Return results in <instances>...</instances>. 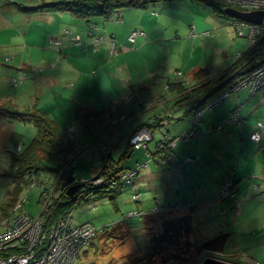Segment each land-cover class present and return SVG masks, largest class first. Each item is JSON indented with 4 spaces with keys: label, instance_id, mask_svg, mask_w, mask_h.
I'll use <instances>...</instances> for the list:
<instances>
[{
    "label": "crops",
    "instance_id": "0c3cea01",
    "mask_svg": "<svg viewBox=\"0 0 264 264\" xmlns=\"http://www.w3.org/2000/svg\"><path fill=\"white\" fill-rule=\"evenodd\" d=\"M60 1L69 0H0V6L8 10L11 4L16 5L15 2L34 6L43 2ZM21 14L19 20L24 24L23 29L25 27L26 29L16 32L15 35L22 40L17 47H13L15 53L3 56V62L11 63L7 68H10L9 73H13V79L20 77L21 72H27V76L18 86L11 85V91L4 85L1 77L0 97L3 99L0 100L7 101L21 110L37 106L58 121L65 137L71 126H74L75 130H83L82 132L93 131L89 123L109 126L113 118L111 107L114 103L118 104L119 112L126 113L130 121L138 123L129 132V141L131 133L136 128L146 124L158 126L161 117L169 115H171L169 118L178 116L180 120L178 129L171 131L174 133L172 135L181 136L194 123L197 110H191L189 105L175 108L174 102L178 95L170 92L168 83L189 81L188 85H193L194 81L190 76L192 71L207 68L210 76L214 77L237 61L236 59L232 62L233 59H230L225 66V62L215 64L223 59L222 56L218 58L222 48L215 47L213 40H209L208 37L213 34L226 35L227 27L222 25L232 24L228 18L219 15L212 7L199 0H150L146 4L138 3L118 8L107 17L93 19L77 18L69 12L58 10ZM192 27L199 33L200 39H196L189 47V43L178 41L180 38L178 34L185 32L188 34L190 31L191 36ZM134 30L145 33L138 36L136 42L129 39ZM207 30L211 31L209 36L203 34V31ZM72 34L80 35L81 45L71 44ZM52 38H57L62 45L59 47L53 45L50 41ZM110 38L117 40L120 48L118 53H112ZM189 39L190 37L186 40ZM240 45L238 51L242 52L248 44L245 42ZM77 65L87 68L88 71H82ZM218 68L221 70L214 72ZM156 70H160L161 74L151 76ZM177 70L182 71L183 76L177 75ZM27 78L32 79V84L23 86ZM61 84L65 85L64 88L59 86ZM68 89L72 92L69 93ZM130 91H136L138 96L132 103L123 105L120 101H123ZM168 91L171 95L167 98ZM142 92L148 94H144L142 100H139ZM232 101L228 104V109L224 107L207 109L201 117L197 134L193 137L192 148L188 150L180 148L178 154L172 155L174 163L178 165V217L190 215L192 220L196 217L199 225L202 222L203 225L207 220L209 223L215 221L208 214L218 204L214 199H220L218 198L220 186L225 180L234 181L241 202L237 205V202L228 198L227 201H221L222 213L227 215L229 220L228 229L222 232L228 235L224 249L230 240L237 236L236 241L231 242V247L238 251H249V256L245 257L246 262L243 263L264 264V257L263 260L259 259L261 255L264 256V152L260 151L251 138L256 121L264 120H254L253 112L248 113V109L245 110L241 95ZM157 104L165 107L152 110ZM75 105H79V117L76 115ZM235 110L239 111L240 119L235 123L226 122L228 115ZM30 121L25 122L30 125ZM8 122L16 123L11 120ZM31 122L34 125V122ZM210 125H223V128L210 130ZM15 129L9 132L8 139L13 132L22 133L18 127ZM100 130L103 131L104 128H98L96 132ZM262 136L264 140V128ZM76 138L77 134L73 138L77 144ZM102 139L103 136L99 137L92 148H89L90 145L81 148L80 144H77V154L88 151L87 157L90 161L85 168L95 166L97 173L107 163L105 156L113 155V150L116 151L120 145L114 142L109 148L101 142ZM99 144L106 147L105 152L96 150ZM11 145L16 148L13 142ZM137 150L144 152L138 154ZM134 156L135 161L132 165L128 160L124 162L126 167L133 168L135 163L144 161L147 163L145 149L134 148L129 142L125 157ZM189 156L196 157V161L186 163L185 158ZM96 161L98 164H95ZM153 161L151 164H144L145 167L153 165L148 171L150 176L156 173L154 168H157V163L154 164ZM110 162L116 161L111 159ZM142 170L143 168L138 175ZM167 174L169 173H165L164 177ZM154 175L155 177L151 176V179L160 178L162 173L157 172ZM81 177L87 179L85 176ZM40 179L43 180V176ZM39 185L41 188L39 199H42V192L47 185L42 183ZM141 187L138 186L139 189ZM134 188L136 189L135 182L130 190ZM139 189H136V192ZM13 192L15 190L12 189ZM135 195L137 194L134 193L132 198L130 195L129 199L137 201L134 199ZM10 196L12 195L7 193V199ZM189 197L197 200L189 202L187 200ZM17 199H20V194L17 195ZM195 202L207 203V207L191 213L190 207L193 208ZM193 228L194 233V224ZM95 244L92 241L81 251L80 261L82 256L87 258L91 255V250L93 253Z\"/></svg>",
    "mask_w": 264,
    "mask_h": 264
},
{
    "label": "rangeland",
    "instance_id": "374dc122",
    "mask_svg": "<svg viewBox=\"0 0 264 264\" xmlns=\"http://www.w3.org/2000/svg\"><path fill=\"white\" fill-rule=\"evenodd\" d=\"M218 3L222 4L223 3L220 0H216ZM224 6V5H223ZM11 8L8 10H5L4 6H0V57L2 59L0 60V78L3 77L4 85L7 87L9 91H11L12 87L14 86L13 83V73H9L8 71L10 68H7V65H11V63L8 62H3V56L6 54H13L15 53V49L13 47H17L18 43L21 42V37L16 36V32H19L20 30H25L23 29V25L21 20H19V17L22 16L18 7L14 4L10 5ZM211 7V6H210ZM225 7V6H224ZM12 9V10H11ZM213 9V8H212ZM214 10V9H213ZM221 15V14H219ZM222 16V15H221ZM224 17V16H223ZM221 19V18H220ZM215 25H217L218 17L217 15L215 16ZM214 24V22H213ZM223 27H227L225 30L226 35L221 34L219 36H216L213 34V36H209V40H213V43L215 47H220L222 48L221 53L218 55V58L221 56L223 59H220L218 62H215V64H223L224 66L230 62V59H233L232 62H234L237 59V54L238 48H240V44L247 42L248 44V39L247 37H242L239 36L236 28L233 25H222ZM190 32V31H189ZM185 33H179L178 36L180 38L178 41H181V43H189V47L192 45V42L195 43V40H199L200 38L198 37V32L196 36H190V34ZM204 34V31H203ZM206 36V34H204ZM188 37H190L189 40H186ZM24 42V41H23ZM20 44V43H19ZM26 44V42L24 43ZM27 45V44H26ZM29 46H32V44H28ZM43 46V45H41ZM248 48V45L246 46V49ZM120 49V48H119ZM245 49V50H246ZM244 50V51H245ZM242 50V52H244ZM229 58V59H228ZM222 68V67H220ZM218 68L214 72H219L221 69ZM213 69V68H212ZM178 71V70H177ZM26 73L27 72H21ZM90 73V72H89ZM220 73V72H219ZM161 74V73H160ZM160 74L156 75L159 76ZM20 76V75H19ZM152 76V75H151ZM19 78V77H18ZM31 78H27L24 85H31L32 83ZM12 85V87H11ZM61 88H64L65 85L61 84L59 85ZM168 86V85H167ZM69 93L72 92L71 89H68ZM160 91V89H159ZM226 90L224 89L223 91L219 92L218 94H214L211 97L207 98L205 101V106L210 105L211 103H214L215 101L218 100L219 96L223 94ZM136 92V91H135ZM171 92V91H170ZM170 92H167L166 97H170ZM47 94V91L45 92ZM251 90L250 88H245V89H240L234 93H231L224 101H222L220 104L215 106L213 109H217L219 107H224L225 109H228V104L233 102L232 100L237 99L238 95H241L243 103H244V108L245 110L248 109V113L253 112L252 117L254 120L257 119H262L264 120V87L260 88L259 90L256 91L255 95L252 94L251 96ZM138 94V93H137ZM144 94H148L146 92H142L141 95L139 96V100H142ZM138 95H136L137 97ZM0 99H3V97H0ZM132 101H127L126 98H123V105L132 103ZM119 103V104H120ZM136 104V103H134ZM158 105V104H157ZM154 106L152 110H158L160 108L165 107V105H158ZM160 106V107H159ZM247 107V108H246ZM212 109V110H213ZM243 109V108H242ZM119 110V109H118ZM178 113V111H176ZM149 115V114H148ZM4 120V123L1 124L0 126V224L3 222V218L12 212L13 207L15 205H12V200L11 197L7 199L6 195L7 193L14 195L15 193H12V189L14 190L15 185H20L19 188L24 186L25 180L22 177H19L13 166L12 162V151H16V148L11 145L10 139L7 138V135L9 134L10 131H13L15 128H19V131L24 133V141L29 142L33 136L36 134V128L32 124L30 120V125L28 122L25 121H19L17 120L16 123L14 122H8V117L2 118ZM1 119V120H2ZM183 119H181L182 121ZM130 117L128 116L127 120H124L122 124L117 125V127H113L111 129V124L108 126H102V125H97V124H91L89 125L93 128V131H86L82 132L83 130H76L75 135H78L77 139V144H80L81 148L86 145H90L89 148H92L95 146L96 141L98 140L99 137L103 136V139L101 142L106 144L109 148H111L112 143L118 142L120 145L119 147L117 146L116 151L113 150V159L119 160L121 157H123L128 149V144H129V132L132 130L134 126H136L138 123L136 121H130ZM180 120H178V116H175L174 118H169V125L166 126V124H163L162 126L163 131H160L161 127V122H159V126H156L157 128L156 132H154L153 139L149 143V150L151 152H155L158 150L157 148V143L158 141L162 140L165 138L166 135L170 134V137H175L172 131L175 129H178V123ZM258 122V120L256 121ZM28 126H26V124ZM25 125V126H24ZM154 125V124H151ZM29 127V128H27ZM103 127V131H98V128ZM149 128L151 130L155 129L154 127H150V124L142 125L138 128ZM80 128V127H79ZM109 128V129H108ZM136 128V129H138ZM135 129V130H136ZM173 129V130H172ZM16 130V129H15ZM135 130L131 133L133 134ZM172 130V131H171ZM108 131H110L108 133ZM168 131L170 133H168ZM96 132V133H95ZM72 138L69 139H73ZM194 143V138L188 143H184L183 140H180L179 146L177 145L176 147L172 148H167V151L169 152L166 156L169 157V164L168 165H162V164H156L157 168L156 173H162L161 177L158 179H151V176L155 177L154 174L151 176L149 175L148 171L152 168L153 165L151 166H144L143 170L140 172L141 174L137 176L135 185L136 189H139L138 186L141 185L142 187L136 192V189L134 188L133 190H126L122 192L121 194H118L115 199L112 200L110 192H102V193H97L93 197H91L88 200H81L78 199L75 207L73 208V223L76 224H82L84 221L91 222L97 227H106L104 232H101L98 234L95 238L91 240L94 241L96 244L95 249L92 253L91 250V255L82 256L81 261L79 264H124L127 260H129L131 257H137L138 255H142L145 253L146 247L151 243V240L153 239L152 234L154 230H159L158 224H162L165 219L163 218H178V165L177 163H174L175 159H172V155L177 153L178 154V149L180 148H186V150L192 148V145ZM132 143L130 142V145ZM132 146V145H131ZM80 148V149H81ZM101 149V148H100ZM106 150L104 149L103 152ZM87 152L88 151H82L80 154L74 153L73 155L77 158V171L78 175H71L69 176H74L76 178V181H83L85 178H82V176H85L87 178H90L91 180L95 179L100 175V172L97 173L96 167H90L86 166L88 161L90 159L87 157ZM138 154H143L144 150H137L136 153ZM161 152V151H159ZM20 153V152H18ZM94 151L91 152L93 154ZM72 155V156H73ZM71 156V157H72ZM171 158V159H170ZM130 162L132 165L133 162L135 161V156L134 158L131 157H125V162ZM149 159H147L148 161ZM146 163V161L141 162V164ZM155 164V162L153 161ZM95 164H98L97 161ZM151 164V163H149ZM137 167V163L134 165V169ZM130 168V167H128ZM60 173V172H59ZM58 173V174H59ZM165 173H169L164 177ZM57 175H53L50 173H45L42 174L43 180L40 179L41 177H37L38 184L35 188L31 190H27L24 188L22 191H20V199H16L14 204H17L18 202L22 201L24 197L27 195V201L23 205L24 209L27 211V213H30L32 215H37L41 211V200L39 199V194H40V185H49L50 182H56L57 183V188L65 192L64 190L61 189V178L60 176L59 180H57ZM45 175V176H44ZM68 176V177H69ZM230 180V179H228ZM17 183V184H16ZM146 185V186H143ZM27 186V185H26ZM221 187V186H220ZM238 190V189H237ZM11 191V192H10ZM145 192V194H144ZM136 193L138 194L137 201H133L132 199H129L130 195L132 198V195ZM83 195L82 193L79 194ZM218 198L220 199H214L215 202L218 201V204L216 205V211L215 209L212 210V212H209V216L215 219L212 222L209 223V220L205 221L204 224L200 223L198 219L195 217V219L192 222V225H195V232L191 235V241L195 242L194 245H199L204 242H207L215 237L218 236V234H222L224 229H228V217L227 215L222 213V206H221V201H227L228 199H231V201L237 202V205L240 204L241 198L239 199H232V198H222L220 196V190L218 194ZM239 195V193H238ZM85 199V198H84ZM189 202H194L197 199H187ZM196 204V202H195ZM153 205V206H152ZM169 206L172 207V209H169L167 211H161V210H153L151 212H145V214L142 216V219L140 218L139 215H136L134 217H130V212L134 210H144V211H149L153 209L155 206L156 207H163V206ZM207 207V203H197L194 205V207H190L191 213H196L202 208ZM168 209V208H167ZM190 212V210H188ZM165 217L162 216L165 214ZM154 214V215H153ZM150 216V219H153L152 216L157 218V223H146L145 221L147 218ZM192 218V217H191ZM85 223V222H84ZM161 228V227H160ZM108 230V231H107ZM194 231V228H193ZM217 233V234H216ZM235 236V235H234ZM193 237V238H192ZM236 238L231 239L230 242L228 243L227 247L220 252L216 251H205L203 253H200L198 255H195L193 251L188 255V260L186 261H175L173 259H170L167 262H164L162 255L157 256L155 260H153V263L150 264H200L196 263V258L198 259H204L207 256H213L222 260H225L227 262L235 263V264H244L243 262H246L247 256H249V251H238L234 250L233 247H231V242H235L237 239ZM90 242V243H91ZM263 255L259 257V259L263 260ZM83 258V262H82ZM248 260V259H247ZM91 261V263H90ZM264 261V260H263ZM144 264H148V262L142 261Z\"/></svg>",
    "mask_w": 264,
    "mask_h": 264
},
{
    "label": "trees",
    "instance_id": "16d2710c",
    "mask_svg": "<svg viewBox=\"0 0 264 264\" xmlns=\"http://www.w3.org/2000/svg\"><path fill=\"white\" fill-rule=\"evenodd\" d=\"M149 1L150 0H69L60 2H43L39 5L34 6L25 5L18 2H15V4L18 9L24 13L52 12L58 10L69 12L77 18L93 19L98 17H107L118 8L132 6L138 3L146 4ZM199 1L211 6L215 12L224 16V18H228L226 13H224L223 11L224 6L218 3L216 0ZM243 53V57L238 59L236 62L231 64L229 67H227L221 73L217 74L214 77L210 76L209 69L199 68L192 71L190 74L191 79L194 81L193 85H188V83L186 84L185 82L180 81L169 82L168 87L170 91L179 96H177L176 101L174 102V107L182 108L185 105H189L191 106V110L199 111L200 108L205 107V101L207 98L211 97L214 94H218L224 89L226 90L232 83H235L236 80L255 70L264 59V50L262 49H247ZM75 111L76 115L79 117V105H75ZM6 117H8V119L11 121L31 120L36 126V134L29 142L24 141V135L22 133L13 132L10 135V140L13 141L16 147L22 144V151L20 153H18L17 151H12L11 155L16 174L25 180L24 186L28 185L29 180L33 175H35L36 177H41V175L45 173L57 175L63 168V166L68 162L70 157L77 151L76 141L74 139H67L62 133L58 121L52 118L45 111L37 108V106L30 109L21 110L17 106H14L7 101L0 100V126L4 123V120L2 118ZM200 124L201 118L196 123V134L197 128ZM155 126L156 124L150 125V127ZM211 126L212 125H210V130H213L214 128L219 129L220 125L213 126V128H211ZM190 127L188 129H190ZM178 137L180 136L170 137V135H168L169 140L177 139ZM190 140L191 139H189L188 141H184V143H188ZM160 141H158L156 145L157 148ZM145 151L147 153L149 163L155 160L157 164H162L165 166L169 164V157L166 156L169 153L167 151V148H165L163 152H159L161 151L159 149L155 152H151L148 146V148H145ZM148 152H150V154ZM151 156L153 157V160H151ZM164 157L167 158L166 164H163L160 161V159ZM187 158L188 157L185 158V162L192 163L187 162ZM111 159H113L112 155L105 156V160H107V163L100 171V175L105 179L103 183L96 185L93 182L85 181L84 187H82L73 197L67 195L66 192H58V195L55 197L49 210L45 213V229L48 230L60 219H63L70 214L73 215V208L75 207L78 199L88 200L97 193L110 192V194H112L111 196H113V200L118 194H121L122 192L130 189V187L133 186L134 182L129 186H123L120 183H117L115 185L108 184L110 180L119 177L120 173L134 169L126 167L124 163L125 155L119 160H116V162L114 163L110 162ZM138 164H141V162L137 163V165ZM68 176V172L64 173L62 175L61 182L67 179ZM89 180L91 179L89 178ZM19 186L20 185H18V187H15L14 189L15 195L10 196L11 199H13L12 205H16L14 204V202L17 199V195L20 194V191L24 189V186L21 188H19ZM80 193H82L83 195L79 196ZM137 197L138 194L134 196V199L138 200ZM160 208L162 209L161 211L172 209V207H169L167 205ZM165 215L166 213L162 216L165 217ZM151 217H153V219H150L149 216L145 222L148 224L157 223V218L152 215ZM140 218L142 219L141 216ZM163 219H165L163 223L158 224V228L160 229V231H153V239L151 240V243L146 247L145 253L140 256L138 255L137 257H131L124 264H144L142 263V261L148 262V264H150L153 263L152 261L155 260L159 255H162L164 262H167L170 259H173L175 261H187L188 255L193 250V253L195 255H198L205 251L220 252L224 250V247L228 240L227 234H220L207 242L199 245H194L195 242H192L190 238L193 232V220L190 215L179 216L178 218L174 219ZM195 261L196 263H199L202 261V259L196 258Z\"/></svg>",
    "mask_w": 264,
    "mask_h": 264
},
{
    "label": "built area",
    "instance_id": "2783aa9c",
    "mask_svg": "<svg viewBox=\"0 0 264 264\" xmlns=\"http://www.w3.org/2000/svg\"><path fill=\"white\" fill-rule=\"evenodd\" d=\"M224 8H232L239 11L251 12V11H264V0H220ZM228 21L232 24L239 36L247 37L248 50H264V20L262 23L248 22L243 19L232 17L228 14ZM210 30L204 31L206 36H209ZM145 35L141 30H134L131 32L129 39L132 42H136L138 36ZM191 35L196 36L197 31L192 27ZM51 43L56 47L62 45L57 38H52ZM71 44L81 45V37L79 34H72L70 39ZM112 53H118V42L114 38H110ZM243 52H238L237 60L243 57ZM160 70L153 71L152 76L160 74ZM156 74V75H154ZM177 75L183 76L182 71H176ZM27 74L22 73L19 78L14 77V86H18L25 80ZM189 83V81H185ZM264 87V59L261 64L249 74L236 80L232 83L226 91L221 94L217 101L211 103L208 106L200 108L196 113V119L191 125L190 129L184 132L177 139L169 140L168 135L160 141L158 149L163 152L165 148H174L178 145L180 140L188 141L196 136V123L202 117L207 109H212L216 105L220 104L231 93H234L240 89L250 88L252 94H255L257 90ZM137 92L130 91L125 98L127 101L135 100ZM111 113L113 118L111 121V128L117 127L122 124L124 120H127L128 115L124 112H119L118 104L112 105ZM169 116L161 117L160 131H163V124L169 123ZM240 119L239 111H233L227 118L226 122L235 123ZM166 124V125H167ZM155 128V127H154ZM213 128V126H211ZM222 125L219 126V129ZM264 128V122L258 121L254 126V130L251 133V138L256 142L261 152H264V140L262 136V130ZM156 129L138 128L130 136L131 145L134 148H148L150 141L153 139V135ZM75 127L71 126L66 132V138H72L75 135ZM101 148V149H100ZM106 147L98 145L97 151H104ZM17 152L22 151V144L16 147ZM150 154V152H148ZM76 156V155H75ZM74 155L70 157L68 162L60 170V176L68 172L71 175H78L77 173V157ZM152 157V156H151ZM195 157H188L187 162H194ZM153 160V157L151 158ZM161 163L166 164L167 158H161ZM149 164V161L146 163ZM144 164H138L135 169L127 170L119 174V177L112 179L108 184L115 185L117 183L123 186L131 185L136 179L139 171L143 168ZM57 176L59 180L60 176ZM104 177L99 175L93 180L89 178L83 180L93 182L98 185L104 182ZM38 184L37 177L33 175L27 185V190L35 188ZM60 190L57 188V183L51 182L42 193L41 196V211L37 215L27 213L23 205L27 201V195L22 201L18 202L11 213L7 214L3 218V222L0 224V264H79L81 251L101 232H104L106 227H97L91 222H85L82 224L73 223V215L60 219L57 223L53 224L50 229H45L46 215L55 197ZM220 196L222 198L239 199L237 187L232 180H225L220 187ZM239 196V197H238ZM162 210L160 207H154L153 210ZM152 210V211H153ZM144 211L134 210L130 212L129 216H143Z\"/></svg>",
    "mask_w": 264,
    "mask_h": 264
},
{
    "label": "water",
    "instance_id": "95a60500",
    "mask_svg": "<svg viewBox=\"0 0 264 264\" xmlns=\"http://www.w3.org/2000/svg\"><path fill=\"white\" fill-rule=\"evenodd\" d=\"M223 11L224 13L232 17L243 19L248 22L262 23L264 20V11L245 12L232 8H224ZM84 185H85L84 181H76V178L74 176H69L67 177V179H65L62 182L61 189L64 190L67 195L73 197L82 187H84ZM200 264H235V263L227 262L225 260L213 256H207L202 260Z\"/></svg>",
    "mask_w": 264,
    "mask_h": 264
},
{
    "label": "snow or ice",
    "instance_id": "6c2138e0",
    "mask_svg": "<svg viewBox=\"0 0 264 264\" xmlns=\"http://www.w3.org/2000/svg\"><path fill=\"white\" fill-rule=\"evenodd\" d=\"M87 62H82V64H86ZM78 67H81V70L82 71H88V69L87 68H85V67H82L81 65H77Z\"/></svg>",
    "mask_w": 264,
    "mask_h": 264
}]
</instances>
